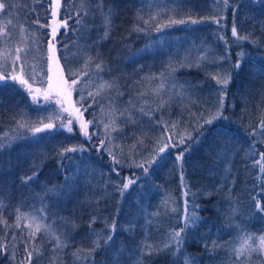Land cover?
I'll list each match as a JSON object with an SVG mask.
<instances>
[{"label": "trees", "instance_id": "trees-1", "mask_svg": "<svg viewBox=\"0 0 264 264\" xmlns=\"http://www.w3.org/2000/svg\"><path fill=\"white\" fill-rule=\"evenodd\" d=\"M51 2L7 0L11 7L0 12V63L6 62L11 74L15 49L27 47V54L20 55L29 74L22 75L30 85L47 84L51 31L40 25L52 21ZM61 5L58 18L72 19L68 29L57 34L56 55L70 85L77 79L70 91L72 101L83 112L82 120L95 121L88 126L91 140L81 134L78 121L71 133L59 127L67 114L54 99H37L34 106L25 86L0 88V140L6 145L0 148V217L8 225L0 223V244L6 248L0 250V264H25L26 246L42 252L39 258L33 255L32 264H52L53 260L56 264H136L142 244L159 247L167 243L170 231L184 226L182 170L187 188L195 194L187 197L189 204L198 206L189 211L199 220L184 233L181 251L171 246L144 257L142 264H185V257L193 264H237L233 249L242 243L241 237L251 235L256 247L264 236V213H256L253 199L264 204V180L259 178L264 176V0H230L229 8L222 0L219 6L215 0H61ZM158 11V19L150 25L139 19L147 20ZM109 13L104 38V18ZM170 16L176 20L223 19L220 24L205 19L201 24L153 30ZM234 22L238 34L249 40L237 41L232 36ZM137 26L147 30L137 31ZM221 35L227 43L219 39ZM241 52L240 71L231 73L226 89L218 85L224 95L223 118L214 122L207 135H198L193 131L197 117L207 119L220 105L221 94L212 77L226 75ZM201 56L206 59L197 67ZM89 57L92 59L86 64ZM97 64L101 65L99 71ZM15 69L21 71L20 65ZM69 70L76 75L69 78ZM32 73L35 80L29 79ZM105 82L115 87L101 89ZM161 83L164 87L157 94L155 89ZM97 92L99 95L89 96ZM81 96L85 99L77 103ZM172 98L169 105L158 108ZM128 112L132 120L126 119ZM114 117L120 130L112 132L108 141L104 125ZM18 120L34 127L52 123L55 129L33 135L18 128ZM165 123L178 124L176 140L185 129L194 139L171 149L166 160L145 176L133 161L150 159L157 140L172 134L164 131ZM80 146L82 150L59 155L62 148ZM185 148L183 160L176 161ZM109 152L121 163L116 164ZM33 173L36 176L25 182ZM125 178L135 183L121 195L116 186L122 187ZM166 197L175 202L171 206L178 207V213L164 207ZM17 210L27 214V219L21 218L20 228L15 227ZM32 217L50 225L68 246L53 251L54 240L43 231L31 238ZM113 219L117 222L114 240L107 246L102 243L87 261L77 260L73 254L91 248L94 233L107 238ZM242 260L243 264H264V252H252Z\"/></svg>", "mask_w": 264, "mask_h": 264}, {"label": "snow or ice", "instance_id": "snow-or-ice-1", "mask_svg": "<svg viewBox=\"0 0 264 264\" xmlns=\"http://www.w3.org/2000/svg\"><path fill=\"white\" fill-rule=\"evenodd\" d=\"M215 2L217 4V6H219L221 0H215ZM222 3H223V6L225 8L231 7L230 0H222ZM252 3H256V0H252ZM9 7H11V5L7 3V0H0V12L6 11ZM61 7H62L61 0H52L51 5H50L52 22L48 25H40V27H42V28H50L51 29V38L48 39V49H47V54H46V58H47V84H48L47 91L44 93V98L46 101L50 99V94L52 92H55L57 95L67 97L68 95H70L68 89L70 87L77 85V79H72L71 85L68 84V80L65 79L64 67L61 66L60 58L57 57V55H56V53L58 51V49H57V42H58L57 34L62 28L68 29V22L72 19V16H68L67 19H65V20H60L58 18L59 12L61 11ZM169 11H171V10H169ZM232 11L235 14L236 9H232ZM159 15H160V12L158 11V12L152 14L149 17V19H147V20H144V18L142 16L139 17V19L143 20L145 25H150L151 22L156 21L158 19ZM205 19H211L213 23L220 24L223 17H210V18H200V19H192L191 17H189L187 19L176 20V19H172L170 16L167 21H164L161 23H156L155 28L153 30L157 31V32H161L163 29L172 28L174 25L201 24L205 21ZM76 22H77V24L81 23L80 19H77ZM104 23H105V27H106L104 38H107V36H108L107 28L110 26V13L108 16H105ZM136 30L137 31H146L147 29L140 28L139 26H137ZM33 35H35V34H33ZM232 36L235 37L237 41L249 40V36H240L238 34L237 28L235 26V22L233 23V27H232ZM219 39L225 40V43H227L226 38L224 36L221 35L219 37ZM33 43L35 44L36 41L33 40ZM253 43H258V42L253 41ZM66 47L67 46H65V48ZM28 50L29 49L27 47H17L15 49L16 55L12 57V63H13L12 72H15V70H16L15 65L19 64L21 73L23 75H29L25 71L26 63L24 62L22 56L20 55L22 52L26 55ZM243 56H244L243 52L237 53L238 58L236 60V63L232 64L230 66V70L226 75L220 76L219 74H217V75H214L212 77V79H214L216 81L217 85H221L223 89L227 88V85L229 84V82L232 78L231 73L233 71L238 73L240 71V69L242 68V60L240 58ZM6 59L7 58H5V61H6ZM91 59L92 58L89 57L88 61H86L85 63L87 64L88 62L91 61ZM205 59H206L205 56L199 57L196 61V66L199 67L200 62L205 60ZM220 59L224 60V59H228V58L227 57H221ZM41 60H43V57H41ZM65 60H66V58H65ZM181 66H184V65L181 64ZM188 66L191 67L192 65L189 64ZM96 69L98 71L101 70V65L97 64ZM171 71H174V69H171ZM67 75L69 78H71L72 76L76 75V73L69 70ZM81 75H84V73H81ZM161 77L163 78V74H161ZM35 78H36L35 74H32L29 76V79L35 80ZM42 81H43V77H41V82ZM16 85H19L20 87L27 85L28 95H30L32 97L33 105L35 106L38 104L36 95H34L32 90H31V85L29 84V80L24 79L22 75L10 74L7 70V63L6 62L0 63V88L9 87V86H16ZM100 87H101V89L113 88V87H115V85L112 83L105 82V83L101 84ZM163 87H164V84L161 83L157 87V89H155V92L158 94L160 89H162ZM39 91H40L39 89L36 90L37 93H39ZM95 95H99V92H97L95 94L89 93V96H91V97H94ZM119 95H122V93H119ZM84 99H85V97L81 96L80 101H77V103L82 102ZM96 102L97 101L95 99H93V103H96ZM56 103L61 104V107H63L61 100H57ZM165 106H166V102H162L160 105H158V108L162 109ZM223 106H224V95H223V92H221L220 105H219V108L216 110L215 114L209 116L207 119H203L202 115H201V117H197L196 128L193 129V131H197L198 135H200V136L207 135L211 126L214 125V122L217 119L223 118L222 112L220 111V109H222ZM40 107H47V105H41ZM64 110L67 111V109H64ZM112 111L115 112L116 111L115 108H113ZM140 111L143 113V108H141ZM75 112H76L75 120L80 122L81 134L83 136L87 137L89 140H91V136L88 132V126H89V124L95 123V121H83L82 120L83 112L80 109H76ZM125 112H127V110H125ZM125 112H120L119 115L121 117H123V116H125ZM143 114L151 116L152 113L148 112V113H143ZM57 118H59L58 114H57ZM126 119H128V120L133 119L132 114L130 112H128ZM73 123H74V121L72 119H69L67 124H64L63 122H61L59 124V127L61 129H65L67 132L71 133L73 131ZM17 127L18 128H26L33 135H35L37 133H42V132H51L55 129V126L52 123L43 124L42 127H34L29 122L24 121V120H18L17 121ZM177 127H178L177 123H173L171 125H168L167 123H165L164 131L165 132H171L172 134L168 137L162 136L157 140L150 159L142 160L139 163L133 161V164L135 165V167L143 168V173L145 176H148L150 174V170L154 166L160 165L162 162H164L166 160V157L168 155H170L171 149H178L179 146L184 145L186 143V141H190L191 139H194L192 137V132L185 129V131L179 135V139L176 140L175 136H176ZM261 128H264V118L261 119ZM104 129H105L106 139L108 141H111L112 140V132H116V131L120 130L119 126L116 123V118L114 117L108 124H105ZM253 131L255 132V130H253ZM251 134L252 133H250V135ZM9 139H11V138H9ZM100 143H101V145H104L105 140H101ZM254 144H255V142H254ZM5 146L6 145L4 144L3 140H0V148H4ZM8 146H10V144ZM133 147H135V146H133ZM82 148H83V146H80L79 148H77V147L62 148L59 155L63 157L66 153L82 150ZM105 151H108V149L105 148ZM187 151H188V148H185L184 151H180L178 153V155H176L175 160L176 161H182L183 157ZM109 155L112 156V159L116 164L121 163V161L119 159H117L116 156L113 155L111 152H109ZM261 157H262V159H264V153H261ZM181 169H183L182 163H181ZM261 171H262V173H264V164H261ZM35 176H36V173H33L32 176L25 177L24 180H25V182L30 181ZM259 178L264 180V176L259 177ZM125 181L126 182L123 183L122 187L120 185L116 186V190L118 192H120L121 195H123L125 190H127L129 188V185L135 183L134 180H131L128 178H125ZM181 186L186 189V191L184 192V196H185L184 216L182 217L184 226L181 227L177 231H170L168 233L167 243H164L163 245H161L159 247H156L152 244H147V243L142 244L140 246V257L138 258L136 264H142L144 257L151 256L154 253L159 254L161 252L167 251L171 246H175L177 252L181 251L183 240H184V233L189 229L190 226H194L196 224L197 220H199V217L195 214L194 211H189L190 207L195 208L198 206L195 205L194 203L192 205L189 204V200L187 199V197H189L190 195H195V194L191 193V190L187 188V185L183 179V170L181 171ZM49 191H53V190L50 189ZM262 191H264V188H262ZM253 199L255 200V211H256V213L257 214L264 213V204H262L259 199H255V198H253ZM162 203H163L164 207L166 209H168L169 211H171L173 213H178V211H179L178 207L171 206L172 204L175 203L173 200H171V198L166 197L162 201ZM17 211H18V215L16 218L15 227L20 228L21 227L20 220L22 217L27 219V214L21 213V212H19V210H17ZM233 212H235V209H233ZM158 214L159 213H153L152 215H158ZM92 220L94 222L96 220V217H93ZM36 221H37V218L32 217V222L35 224V228L33 231H31L29 233V236L31 238H35V236L38 232L43 231L45 233H49L51 238L54 240L53 251L61 250V249H64L65 247L68 246L65 243L63 236L56 234V232L52 230L50 225H45L43 223H39ZM0 223H4L5 226H8L7 221L3 220L2 217H0ZM91 223L92 222H90V224H89L90 228H91ZM28 227L31 228L32 224L31 223L28 224ZM110 227H111V231L108 233L107 238H104L102 233H94V235L96 236V239L92 241V247L89 248L88 250L77 249V251L73 254L75 256V258L77 260L87 261L88 258L91 257L97 249L101 248L102 243L105 246L109 245V242L114 240L113 234L117 229V222L115 219H113L112 225ZM241 240H242V243H240L238 247H235L233 249V252L235 253V258H236L237 264H243L242 257L248 256L252 252H256V251L264 252V236L259 237V244L256 247H253V243H252L253 237L251 235L246 234L244 237H241ZM0 250L6 251V248L3 244H0ZM122 251L123 250L121 249L120 252H122ZM25 252L27 255V259H26L25 264H32L34 254L37 258H39L42 255L41 250L39 248H36V247H33L32 250H29L28 247L26 246ZM175 254L176 253H173V255H175ZM117 255H119V253ZM52 264H56V261L53 260ZM185 264H193L192 259L190 257H185Z\"/></svg>", "mask_w": 264, "mask_h": 264}, {"label": "rangeland", "instance_id": "rangeland-1", "mask_svg": "<svg viewBox=\"0 0 264 264\" xmlns=\"http://www.w3.org/2000/svg\"><path fill=\"white\" fill-rule=\"evenodd\" d=\"M50 31H51V29H50ZM11 74H14V75H22L21 71H15V72H12ZM32 74H34V73H32ZM68 84L70 85L69 81H68ZM216 86H217V89H218L219 93L221 94V90H220L221 88H219L217 84H216ZM25 88L27 89V85H25ZM47 88H48V84H44V85H40V84L35 85V84H32L31 85V90H32L33 94L36 95V98L39 99V100H43L44 99V93L47 91ZM37 89L40 90L39 93L36 92ZM68 91H69L70 95H68L67 97H64V96H61V95H57L55 92H52L50 94V99H54L55 101L61 100L62 101V104H63V107H61V104H58L59 107H60V109L61 108L63 110L64 109H67V111H65V112L62 110L65 114H67V118L64 120L65 121V124L68 123L69 119H72L74 121L73 124H76L77 122L75 120V116H76L75 110L76 109H80V107L78 105H76L74 103V101H72L70 88L68 89ZM172 101H174V98H172L170 100H167L166 101V104L169 105ZM134 122L137 125V122L135 120H134Z\"/></svg>", "mask_w": 264, "mask_h": 264}]
</instances>
